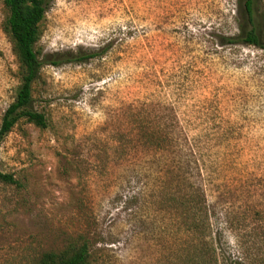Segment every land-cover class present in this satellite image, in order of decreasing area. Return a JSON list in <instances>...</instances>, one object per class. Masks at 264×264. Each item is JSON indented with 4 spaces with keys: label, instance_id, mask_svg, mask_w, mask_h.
I'll list each match as a JSON object with an SVG mask.
<instances>
[{
    "label": "rangeland",
    "instance_id": "374dc122",
    "mask_svg": "<svg viewBox=\"0 0 264 264\" xmlns=\"http://www.w3.org/2000/svg\"><path fill=\"white\" fill-rule=\"evenodd\" d=\"M239 20L237 0H46L30 106L47 126L0 139V264L81 238L88 264H264V50L222 43ZM15 71L0 25V117ZM186 181L203 247L177 206Z\"/></svg>",
    "mask_w": 264,
    "mask_h": 264
},
{
    "label": "trees",
    "instance_id": "16d2710c",
    "mask_svg": "<svg viewBox=\"0 0 264 264\" xmlns=\"http://www.w3.org/2000/svg\"><path fill=\"white\" fill-rule=\"evenodd\" d=\"M258 0H237L239 14V31L233 36H226L222 43L253 45L264 50V19L255 16ZM5 9L0 25L6 35L11 51L16 61L15 74L18 83L14 89L13 99L8 103L0 117V139L18 122L31 123L38 128L47 126V119L41 111L31 108L32 83L36 79L40 67L48 59L40 56V50L35 48L41 32V22L44 18L46 0H1ZM90 53L72 54L69 60L81 61L91 57ZM151 145L158 148L165 135L149 130L145 134ZM0 179L12 182L8 174L0 172ZM186 180L182 173L180 182ZM185 188L177 194V206L189 220H183L185 229L197 231L199 246L208 245L204 239L207 228L204 197L199 184L186 181ZM184 184V182H183ZM89 251L86 239L67 243L57 250L42 252L34 264H88Z\"/></svg>",
    "mask_w": 264,
    "mask_h": 264
}]
</instances>
